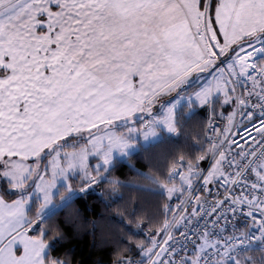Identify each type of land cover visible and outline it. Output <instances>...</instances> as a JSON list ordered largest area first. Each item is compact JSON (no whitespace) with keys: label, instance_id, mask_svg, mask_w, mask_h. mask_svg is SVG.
<instances>
[{"label":"snow or ice","instance_id":"1","mask_svg":"<svg viewBox=\"0 0 264 264\" xmlns=\"http://www.w3.org/2000/svg\"><path fill=\"white\" fill-rule=\"evenodd\" d=\"M187 5L188 0H0V264H74L72 251H62L63 236L47 242L45 224L90 198L92 182L85 179L75 191L61 180L67 195L56 204L61 193L46 161L62 160L55 149L80 130L91 132L116 110L143 99L152 82L151 71L145 75L142 68L178 63L195 47L191 26L181 20ZM248 6L264 16V0H194L196 22L211 27L218 56L215 44L223 42L235 10ZM257 31L244 47L253 58L264 55V31ZM228 63L221 60L218 67ZM244 104L250 127L237 131L234 146L257 139L256 129L264 128V93ZM228 110L225 104L222 113ZM50 141L56 145L49 147ZM40 163L45 166L33 177L32 166ZM248 215L260 221L248 237L264 241V216Z\"/></svg>","mask_w":264,"mask_h":264},{"label":"trees","instance_id":"2","mask_svg":"<svg viewBox=\"0 0 264 264\" xmlns=\"http://www.w3.org/2000/svg\"><path fill=\"white\" fill-rule=\"evenodd\" d=\"M197 87L191 83L179 93H192ZM174 98L172 95L160 101L159 109ZM225 104L229 106L227 114L222 113ZM234 109L235 104L223 97L204 108L181 107L176 114L177 133L172 137L163 135L162 141L141 150L127 162L117 161L108 173L103 170L95 174L104 176L93 186L91 197L73 203L63 215L52 217L45 224L50 232L47 242L63 236L62 251H72L74 264H129L147 258L150 251L146 252L170 221L166 208L171 197L166 190L183 185L172 177L173 170L181 168L188 173L195 168L198 159L208 155L212 148L211 120L231 116ZM82 182L71 179V189L81 190ZM60 193L56 203L67 195L63 188ZM240 261L264 264V257L249 253Z\"/></svg>","mask_w":264,"mask_h":264},{"label":"built area","instance_id":"3","mask_svg":"<svg viewBox=\"0 0 264 264\" xmlns=\"http://www.w3.org/2000/svg\"><path fill=\"white\" fill-rule=\"evenodd\" d=\"M218 95L214 92L212 99ZM260 95L247 94V101L251 105ZM246 111L226 139L222 124L212 121V142L221 147L201 158L197 170L191 169L196 173L191 184L183 169L173 170L172 177L183 185L168 204L172 223L164 245L158 253L129 264H228L250 251L264 256V241L248 237L260 226L248 213L264 216V128L256 129L257 139L233 144L237 131L250 127Z\"/></svg>","mask_w":264,"mask_h":264},{"label":"rangeland","instance_id":"4","mask_svg":"<svg viewBox=\"0 0 264 264\" xmlns=\"http://www.w3.org/2000/svg\"><path fill=\"white\" fill-rule=\"evenodd\" d=\"M260 19L264 20V16L259 15L257 21H260ZM181 20L186 28L189 25L191 26L190 32L194 37L195 47L193 48L189 46L187 55L178 63L169 64L165 62L161 63L158 67L154 65L151 69H148L147 67L142 68L141 71L145 75L151 71L148 80L152 82L151 86L144 92L143 99L132 104L130 107L116 110L110 120L104 123L98 122L99 127L92 129L91 132L83 129L80 130L69 138V141L63 145L62 149L56 148L55 150L60 151L63 159L60 160L57 159L56 156H52L46 161L47 164L51 165L49 172L50 177L53 180V187L60 191L62 188L60 187L61 180L70 184L71 179H76L77 181H84L87 179L92 182L89 187L93 188L98 180L104 176L99 175V177H95V174L97 175V173L100 172L98 171L100 164L105 165L104 171L108 173L112 170L117 161L127 162L131 156L152 146V141L157 140L155 137L157 131L161 136L160 139H163V135L169 136L170 134H175V132H177L176 114L179 109L183 106L195 108L193 107L194 104L198 103L199 100H202V95H205L204 91L198 94L196 99L190 95L193 92L186 93L185 91L187 90H185L184 93H179L183 90L182 87L186 84L185 82L188 80L191 73L186 75L183 79L180 78L177 82L173 83L177 74L186 70L190 62L200 56L198 49L202 51V48L204 47L203 37L196 26L197 22L194 0H188L187 7L181 13ZM234 56L235 55L229 58V63L226 67L216 68L212 72L213 75L216 74L214 78L216 77L217 79H219V75L222 73V86L216 85L213 90L216 93V96L218 92V97H223L226 101L235 100L236 81L241 82V78L244 77L242 75L244 74V69L241 73L240 69L237 67L236 61L233 59ZM246 57L248 56H245L244 58ZM254 57L256 58L257 56ZM258 64L259 63L256 62L255 66L259 71L261 69L259 72V78H254L253 76L250 77L255 85H257L259 81L264 80V66L261 68ZM218 87H224V92ZM229 89H231V94H229ZM196 90L197 88L194 92ZM172 95H174L175 98L170 102H166L159 109L160 101H163L166 97ZM157 108L159 111H157ZM239 114L240 110L235 107L231 116H226L224 120L217 121L222 122L226 137L230 135L235 127L236 119ZM137 121L141 122L138 123ZM216 126L217 124H215V127ZM93 130H95V133ZM68 131L71 132L73 130L69 129ZM67 134L68 133L65 132V135ZM59 139L60 137L57 136V141ZM54 145H56V141L49 142V147H53ZM210 151H212V148ZM216 151L217 147H214L212 154H215ZM208 156L209 154L200 157L195 168H198V162L201 158ZM69 165L72 166L69 167ZM44 166V163L33 165L31 175L34 177L41 174V169H43ZM58 166L59 171L57 170ZM53 172L56 173L54 177L51 176ZM216 172L219 173L218 170ZM69 176H71L70 180L68 179ZM195 176L196 173L194 171L188 172V180L190 181V184L194 181ZM166 193L171 197L175 193V189H167ZM38 211H42V209H38ZM171 223L172 222L166 224V228L159 234L157 237L158 240L156 239L157 241L153 242L151 249L146 253L150 252L145 257L154 255L162 249L165 236L170 229ZM240 259L236 261L235 264H244Z\"/></svg>","mask_w":264,"mask_h":264},{"label":"crops","instance_id":"5","mask_svg":"<svg viewBox=\"0 0 264 264\" xmlns=\"http://www.w3.org/2000/svg\"><path fill=\"white\" fill-rule=\"evenodd\" d=\"M260 12L258 8H253L248 6L244 9L237 8L233 14V24L229 28L227 35L223 39L222 43H216L215 47L219 49V56L216 52H214L213 45L210 43V40H213L214 37L211 34V27L205 26V22L201 20L198 24L196 23L197 29L200 31L201 36L203 37L204 47L202 51L198 49L200 56L190 62L187 66V69L179 72L175 77L173 83L177 82L178 79H183L186 75L190 74L188 80L185 82L186 84L183 85L187 86L191 83H196L198 85L197 90L190 94L195 99L198 97V94L201 92H205L199 100L198 103H195L193 107L203 108L210 104L211 96L213 93L214 86L220 85L222 86L223 79L221 74L219 75V79L214 78L212 72L218 67L221 60L228 61L231 55L232 50L236 49L239 45L248 41L254 37H256L259 33L257 29L260 31H264V20H258V16ZM238 17H242L241 19H237ZM261 22V23H260ZM197 30V31H198ZM201 52V53H200ZM258 66L263 68L264 66V57L258 61ZM256 67V66H255ZM200 69V70H199ZM199 70V71H197ZM243 70V68H241ZM197 71V72H196ZM261 71V69H260ZM257 67L256 71L253 74H250L248 77V83H246V88L251 89L252 92L264 93V80L258 82L257 85L254 84V81L250 79L251 76L254 78L260 76V72ZM196 72V73H195ZM244 76V74H243ZM221 79V80H220ZM182 87V88H183ZM181 88V89H182ZM221 91L224 92V87H218ZM189 95V96H190ZM203 101V103H201ZM164 133V132H162ZM173 134H170L171 136ZM156 139L152 141V143H157L160 140V134L156 132Z\"/></svg>","mask_w":264,"mask_h":264},{"label":"bare ground","instance_id":"6","mask_svg":"<svg viewBox=\"0 0 264 264\" xmlns=\"http://www.w3.org/2000/svg\"><path fill=\"white\" fill-rule=\"evenodd\" d=\"M255 58V57H254ZM253 57H246V58H243L241 61H240V65H241V67L244 69V77L246 78L247 77V75H248V73H249V70H250V63H249V61H250V59H254Z\"/></svg>","mask_w":264,"mask_h":264}]
</instances>
